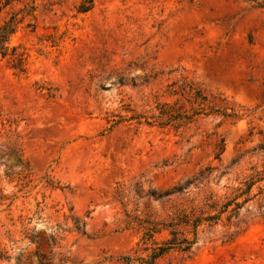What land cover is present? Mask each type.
Returning <instances> with one entry per match:
<instances>
[{
    "label": "rangeland",
    "instance_id": "1",
    "mask_svg": "<svg viewBox=\"0 0 264 264\" xmlns=\"http://www.w3.org/2000/svg\"><path fill=\"white\" fill-rule=\"evenodd\" d=\"M82 1L0 11L23 53L0 57V264L145 258L141 221L204 213L264 171V0ZM189 86L207 101L167 95ZM164 103L202 111L175 130L151 119ZM245 199L155 264H264V195Z\"/></svg>",
    "mask_w": 264,
    "mask_h": 264
},
{
    "label": "trees",
    "instance_id": "2",
    "mask_svg": "<svg viewBox=\"0 0 264 264\" xmlns=\"http://www.w3.org/2000/svg\"><path fill=\"white\" fill-rule=\"evenodd\" d=\"M21 0H0V11L8 5L14 2H20ZM31 3L27 15H31L35 10L34 0H26ZM93 0H83L79 6V13H86L92 7ZM10 20L3 23L0 26V57L5 58L9 56V52H12V56L19 63L23 61V53L18 54L17 48L9 47V41L12 35L15 33V23ZM188 96L193 102L199 101L206 102L207 96L203 95L199 89H194L189 86L188 90L179 88L177 90L169 89L168 96L176 95ZM190 102V101H189ZM158 116L152 117L153 122L161 127L169 126L175 130L184 126L190 121L191 116L201 113V108L193 109L192 115L186 113H180L174 105L159 104L157 106ZM199 111V112H197ZM223 117H232L234 114L222 113ZM148 123V122H147ZM264 181V171H253L246 180L241 183L236 191V195L232 198L225 197L223 200L213 199L209 197L203 204L207 211L201 212L198 215L194 211H174L166 221L153 222L151 220H143L138 226L143 231V235L140 239V244L144 248L140 249L142 252L149 251V254L142 258L140 256H133L126 258L127 264H155V262L168 254L171 251H176L181 254H188L195 246L198 238L199 230L204 227H212L218 224L223 217L226 220H230L235 216L238 210L241 209L242 204L247 200L239 202L242 197L252 198L253 196L264 195V184L257 186V193L251 195L253 188ZM179 192L178 190H175ZM165 233L166 237L161 243H157L154 239L155 235ZM149 246V247H148ZM139 252V250H138ZM137 252H135L136 254Z\"/></svg>",
    "mask_w": 264,
    "mask_h": 264
}]
</instances>
